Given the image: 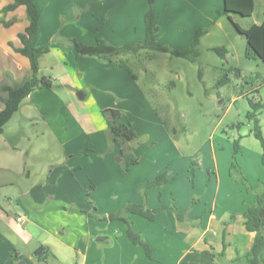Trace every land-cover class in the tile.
I'll list each match as a JSON object with an SVG mask.
<instances>
[{
	"label": "rangeland",
	"instance_id": "rangeland-1",
	"mask_svg": "<svg viewBox=\"0 0 264 264\" xmlns=\"http://www.w3.org/2000/svg\"><path fill=\"white\" fill-rule=\"evenodd\" d=\"M253 1V14L240 17L223 13L219 16L218 12L223 11L222 0H153L152 10L157 15L156 24L160 28L158 37L161 43L175 49V40L187 45L198 29H206V34L200 38V58L195 63L156 51L124 55L122 59L136 77L132 81L137 85L131 92L125 85L120 90H110L105 85L106 81L97 86L93 72L83 74L88 67L84 60L79 61L84 69L78 70V61L68 43L61 42L50 47L52 50L40 59L39 75L54 79L52 89L34 90L30 98L22 101L18 112L4 126L0 135V184H6L0 187V195H5L4 200L0 198L1 207L7 209L13 217L22 214L24 207H29L32 212L54 213L65 227L60 232H71L70 238L86 243L89 237L84 233L92 231L94 227L89 228L84 221H79L77 217L81 215L73 212L77 208L91 213L86 210L90 203V191L87 192L83 186L84 177L97 174L99 168L95 161L98 153L111 155V163L124 166L120 148L110 141L111 134L102 115V110L109 108L105 105L111 100L129 107V112L124 111L129 122H133V127L138 129V136L130 143L129 150H139V156L145 155L146 164L153 163L149 168V165L145 166L141 176L150 172L147 169L157 170L161 164L168 165L175 147L185 155L179 161V170L170 174L176 175L172 183H176L180 189L189 185L191 193L196 190L203 197L206 187L216 182V178L218 183L225 176L245 190L242 183L234 181L229 175L233 141L242 136L240 150H261L259 142L250 133L252 123L246 119V113L250 110V100L262 101L264 104V65L258 59L245 57V38L236 32L232 22L243 29L260 24L264 17V0ZM59 4L62 8L63 5ZM144 9H149V0L126 2L123 12L128 14L126 21L133 29V36L135 30L137 36L142 37L144 34ZM70 10L73 12L74 8ZM77 15L79 12L75 11L73 18L77 19ZM126 17L123 16V21ZM66 29L78 33L80 27L77 20L67 24ZM13 31L15 33L18 29ZM218 47L228 51L224 58L213 50ZM123 72L125 76L129 75L126 70ZM29 76L25 69H17L12 60L0 58V97H5L4 86L15 87ZM218 81H222V85H217ZM255 88L258 89L257 93L252 92ZM129 94L132 95L131 99L128 97L127 101L120 100ZM136 94L137 101L140 98L139 105L131 109ZM156 124H160L176 140L173 145L169 138L156 130ZM260 125L264 131V108ZM101 128H105L109 142L103 152L98 151L103 146V140L101 142L97 138L102 133H99ZM212 148L217 150L216 161L210 156ZM150 149L154 153L149 156ZM131 154L138 157L132 151ZM250 155L247 152L245 159H249ZM245 159L242 161L245 162ZM193 161L197 163L194 167L191 166ZM238 165L241 166L240 157ZM254 165L252 162V167ZM5 166L7 171L2 170ZM165 170L169 171L167 167ZM242 174L249 181V175L247 177ZM24 189L34 190L35 197L31 195V199H24L21 196ZM181 192L187 197L186 190ZM193 193L186 201L196 206L199 194L194 196ZM178 195L173 194L168 205H175L178 209ZM126 197L129 195L123 196V199ZM206 198L212 200L211 191L207 192ZM104 205L107 206L106 203ZM101 223H105L107 230L115 231L118 228L116 226L115 229L108 222ZM27 232L38 238L43 236L41 229L31 225ZM122 235L116 247L106 252L105 248L110 244L95 243L99 253L96 251L98 255H95L93 261H97V264H129V254L124 253L122 246L127 238L125 233ZM54 245L57 252L61 250L58 243L54 242ZM138 249L141 255L133 260L137 261L136 264L152 261L145 258L141 247ZM92 250L95 251L90 248L88 252L92 253ZM67 254L59 251V259L51 264H75L72 256L76 257L77 254Z\"/></svg>",
	"mask_w": 264,
	"mask_h": 264
},
{
	"label": "crops",
	"instance_id": "crops-1",
	"mask_svg": "<svg viewBox=\"0 0 264 264\" xmlns=\"http://www.w3.org/2000/svg\"><path fill=\"white\" fill-rule=\"evenodd\" d=\"M13 1L14 0H0V58L12 60L16 64L17 69H25L28 76L30 75V71L27 60L9 46V44H12L15 48L20 47L17 35L22 33L28 25L25 8L20 6L12 12L2 13L3 8L13 3ZM127 1L128 0H97L95 2L92 0H34L40 12L39 39L37 46H47L51 51L52 47L56 46L58 43L62 44L61 42L65 43V41L70 38H76L84 44L93 45L95 40L101 37L115 46L142 40L144 34L142 37L141 35L137 36V31L135 30L133 36V29L127 24L126 20L128 14L127 12H123ZM59 3L63 5L62 8H60L61 6ZM71 7L74 8L73 12L70 10ZM75 11L79 12V15L76 16L77 19L73 18V13ZM146 11L147 9H144V13H146ZM124 15L127 17L123 21ZM73 20H77V24L80 27L78 33H73L72 30L66 29L67 24H70ZM14 29H18V31L14 33ZM192 40L193 39L188 41L187 45H183L176 40L173 44H175V49H185L190 46ZM1 41L3 43H1ZM75 57L79 64V71L84 69L81 67V62L79 61L84 60L85 65H88L83 74L93 72V80L97 86L103 81H106L105 85H107L110 90H120L121 86L125 85L127 90L131 92L133 91V87L137 85L128 74L125 76L123 72L125 70L123 68L110 64L106 59L98 61L92 57H78L76 55ZM95 77L99 79V82ZM83 89L81 90L82 92H84ZM29 96L27 98H30ZM128 97L131 99L132 95H125L120 98V100L127 101ZM139 101L140 98L138 97L137 101L136 94V101L131 105V109L138 106ZM120 104L121 102L114 103L111 100L105 107L122 111L127 110V112H129L127 109L129 107L125 105L121 106ZM131 125L133 127L134 123L132 122ZM155 128L160 134L165 135V138H169L172 145L173 142H176L174 138H171L169 134L164 131L160 124L159 126L156 124ZM133 129L137 133L138 129L134 127ZM99 133H101L100 135L102 137L98 135L97 138L101 142L103 140V146L100 150H97L103 152L109 143H107L106 139L108 134L105 128L104 130L101 128ZM149 139L150 137H148L147 141H149ZM110 141L113 142L112 137H110ZM174 149L173 156L170 157L168 165L164 166L161 164L157 170H154L155 168L147 169L150 170V172L144 176H141V174L145 166L149 165L147 167L149 168L153 166V163L150 162L146 164L144 159L145 155H142V157L139 156V150H130L138 156L139 162L127 173L123 171L122 166L111 163V155L104 156L98 153L95 161V164L98 163L97 168H99L97 174L84 177L83 181V186L87 189V192L90 191L88 194L90 203L86 210H90L93 215L101 217L116 212L129 201L143 204L144 199L140 189L146 181L162 173L165 167L169 169L170 174H175L176 171L179 170V161L182 157H185V155L179 152L175 147ZM113 150H115V148ZM247 152L251 153L249 159H245ZM153 153L151 149L148 150L149 156ZM260 154L261 150H240L239 157L242 166L240 167L246 176L249 175V182L252 186L258 181L264 183V166L261 163ZM210 156L216 161L218 157L217 150L212 148ZM243 159H245V162L242 161ZM252 162L255 164L254 167H252ZM140 167H142V169ZM2 170L7 171V167ZM210 170L211 169H209V171ZM223 178L224 179L220 180L218 183H216L218 180V178H216V182H212L209 188L206 187L203 191V194L205 193L203 197H201L202 193L192 190L194 196H197V193L199 194V200L195 203L196 206L190 205V201H186V198L192 195L189 185H186L184 189H180L176 183H172L145 191L147 195L146 206L150 209L159 207L160 205H168L173 194H179L177 210L180 213H186V215L185 220L181 222H178L175 215L169 210L159 212L153 222L138 216H129L134 222V229L144 235L153 253L154 260L142 262V264H243L238 261V258H241L250 249L254 239V234L246 231L243 226L242 214L246 209L244 202L248 205H252L255 203L256 198L252 194H247L244 188L242 189L240 186H237L236 183L228 180L225 176ZM1 186H6L5 182L1 183L0 187ZM193 188L195 189V183ZM182 190L188 192L187 197L182 194ZM208 191L212 192V200L206 198ZM31 195L35 197L34 190L24 189L23 192H21V196L26 200L31 199ZM126 195H129V197L123 199V196ZM4 197L5 195H0V198L3 200L5 199ZM104 203H106L107 206H105ZM22 211V214L20 213L13 217L11 213L9 214L7 209L0 205V264H19L21 262L24 264H51L52 261H57L59 259L57 255L59 251L68 252L70 255L72 252H75L77 256H72V259L75 260V264H88L89 262L97 264V261H93L96 257L95 255H98L97 252L99 253V251L96 250L95 243L106 242L110 244L108 248L104 247L106 252L114 249L117 240H120L123 236L122 234L125 233V227L120 221L113 222L110 225L115 226V229L116 226H118L117 229L119 231H116L117 229L111 231L107 230L105 223L81 215L77 217L79 221H84L89 228L90 226L94 227L92 231L84 233L89 239L86 243H82L78 240L75 241L74 238H70L71 232H67L66 234L60 232V229L64 230L65 227L56 214L49 213V211L32 212L29 207L22 208ZM231 214L234 215L233 218H231ZM17 217H21L22 222H17ZM29 225L33 228L41 229L43 236L38 238L33 234H28L27 230ZM19 226H22V228L20 229ZM86 240L87 239H85V241ZM54 242L58 243L59 247H61V250L58 252ZM222 243H225V249ZM28 245H30V248H27ZM38 246H46L48 248L47 253L43 255L48 257L41 262L38 261L39 258L36 259L33 257V253ZM88 246L95 249V251L92 250V253L88 252L90 251ZM122 246L124 253L127 252L129 254L127 255L129 264H136L137 261L133 260L135 257L139 258L141 255L138 246L131 245L128 239L127 242L124 241ZM212 255L215 257H212ZM132 256H134V258H132ZM140 259L144 260L143 258Z\"/></svg>",
	"mask_w": 264,
	"mask_h": 264
},
{
	"label": "trees",
	"instance_id": "trees-1",
	"mask_svg": "<svg viewBox=\"0 0 264 264\" xmlns=\"http://www.w3.org/2000/svg\"><path fill=\"white\" fill-rule=\"evenodd\" d=\"M97 1V0H92ZM153 0H149V9L144 14L145 33L143 40L134 43L114 46L105 39L99 37L93 45H87L76 38L67 39L68 43L76 56L92 57L98 61L106 59L110 64L125 69L133 80L136 79L133 71L128 67L122 59L124 55L135 54L141 51H156L167 53L170 56L184 59L190 63L199 60L198 47L200 38L206 34V29H198L189 47L185 49H173L166 44L161 43L158 33L160 28L156 24L157 15L152 10ZM223 11L218 12L220 16L236 14L240 17H249L254 11L253 0H222ZM23 6L25 8L28 25L22 33L17 35L20 43L19 48H15L9 44L12 49L22 55L28 62L30 76L25 78L22 83L13 86H4L3 91L5 97H0V135L3 133L4 126L10 121L13 115L18 111L20 103L27 98L36 89H52L54 80L50 77L40 76L39 59L50 50L47 46L38 47L39 39V20L40 12L34 0H14L13 3L6 5L2 13L14 11L16 8ZM6 25V24H5ZM237 33L244 36L246 41L245 57L247 59H258L264 65V17L260 24L252 25L247 29L241 28L238 24L232 22ZM221 58H224L228 51L224 47L213 49ZM217 85H222V81H218ZM252 92L257 93L255 88ZM250 110L246 113V119L252 123L250 133L259 142L261 147V163L264 166V134L260 125L261 111L264 108L262 101H249ZM102 115L106 120L107 129L109 130L113 142L120 148L121 155L124 158L123 171L129 172L130 167L136 165L139 160L131 154L129 145L137 138V133L129 122L128 115L125 111L115 108H105ZM239 126H236L238 128ZM239 136L233 141V151L231 156V165L229 170L230 177L234 181L240 182L249 194H253L256 198L255 203L248 205L244 202L246 209L242 214L244 229L254 234V239L250 249L241 257L239 262L243 264H264V183L258 181L256 186H252L248 179L242 174L241 167L238 165V157L240 154ZM193 161L191 166H196ZM176 179V175H170L168 170L155 176L153 179L146 181L140 189L144 197V203L127 202L122 208L107 216H95L85 210L77 208L73 212L85 215L98 222L113 223L120 221L125 225V235L133 246L141 247L144 250L146 258L154 260L153 253L146 242L144 235L134 229V222L129 218L130 215L138 216L147 221L153 222L159 212L170 210L175 215L178 222L185 220L186 213L178 212L175 205H160L159 207L150 209L146 206L147 195L145 191L149 188L163 187L171 184ZM160 199V197H159ZM234 215L231 214V218ZM223 244L225 249L226 245ZM221 255V254H219ZM48 256H43L38 261H43ZM212 257H215L212 255Z\"/></svg>",
	"mask_w": 264,
	"mask_h": 264
},
{
	"label": "water",
	"instance_id": "water-1",
	"mask_svg": "<svg viewBox=\"0 0 264 264\" xmlns=\"http://www.w3.org/2000/svg\"><path fill=\"white\" fill-rule=\"evenodd\" d=\"M47 251H48V248L46 246H40L34 251L33 257L36 259L41 258L44 254L47 253ZM19 264H24V263L21 262Z\"/></svg>",
	"mask_w": 264,
	"mask_h": 264
},
{
	"label": "built area",
	"instance_id": "built-area-1",
	"mask_svg": "<svg viewBox=\"0 0 264 264\" xmlns=\"http://www.w3.org/2000/svg\"><path fill=\"white\" fill-rule=\"evenodd\" d=\"M16 221H17V222H22V218H21V217H17V218H16Z\"/></svg>",
	"mask_w": 264,
	"mask_h": 264
}]
</instances>
